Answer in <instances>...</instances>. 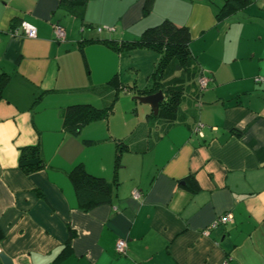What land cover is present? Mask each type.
Segmentation results:
<instances>
[{
    "label": "crops",
    "instance_id": "1",
    "mask_svg": "<svg viewBox=\"0 0 264 264\" xmlns=\"http://www.w3.org/2000/svg\"><path fill=\"white\" fill-rule=\"evenodd\" d=\"M225 1L87 0L72 9L80 19L60 0H0V74L10 76L0 99V252L13 264H264V0L217 17ZM21 21L36 38L10 33ZM163 21L188 30L190 56L210 78L203 91L197 76L184 86L174 123L153 121L142 96L115 98L116 84L132 81L127 69L155 66L157 53L107 44ZM111 104L78 134L63 130L67 107ZM120 144L128 150L116 165ZM27 147L44 163L29 175L18 167ZM77 165L109 184L110 204L80 208L69 178Z\"/></svg>",
    "mask_w": 264,
    "mask_h": 264
},
{
    "label": "trees",
    "instance_id": "2",
    "mask_svg": "<svg viewBox=\"0 0 264 264\" xmlns=\"http://www.w3.org/2000/svg\"><path fill=\"white\" fill-rule=\"evenodd\" d=\"M86 1L60 0V4L68 13L75 14L81 19L83 14L82 10L77 8L74 12L72 9L78 7V4H84ZM247 2L248 0H226L222 7L218 9L217 17H222L225 13L229 15L231 12L244 6ZM189 43L190 36L188 30L185 27H176L169 21H163L159 25L145 30L137 41L125 42L119 47L116 43L107 42L116 51L147 48L155 51L159 55L152 74L154 78L152 85L139 90L135 85L132 87L123 85L118 89V84H116L115 98H117L120 92L125 91L132 92L138 96H147L162 91L164 99L159 104L157 115L150 114V117L166 119V121L174 123L177 120L176 114L181 103L189 96V94L185 93L184 86L187 87L189 86L188 84H192L193 76L199 78L201 75L200 69L195 66L193 58L190 56L188 50ZM177 71L179 72L178 75L181 76L172 78L173 82L170 83L169 81L171 79L166 75L170 73L169 75L172 77ZM9 80V75L5 73L0 74V99L2 91ZM169 85H173L174 88H170ZM198 97L199 95H197L196 99L194 98V101L198 102ZM112 112L113 104L104 109H97L90 105H72L67 107L63 112L62 128L65 132L76 135L85 125L107 118ZM126 150L128 148L123 144L117 146L116 165L118 164L119 157ZM43 166L44 163L38 147L20 149L18 167L24 174L29 175L41 170ZM69 178L79 206L84 211L111 203V188L103 178L88 174L81 165L74 167L70 172Z\"/></svg>",
    "mask_w": 264,
    "mask_h": 264
},
{
    "label": "built area",
    "instance_id": "3",
    "mask_svg": "<svg viewBox=\"0 0 264 264\" xmlns=\"http://www.w3.org/2000/svg\"><path fill=\"white\" fill-rule=\"evenodd\" d=\"M100 31H102V29H97V32H100ZM10 33L12 35H15V36L19 35V36H22L28 39H34L36 38V35H37L36 28L33 25L25 21H21L18 25V28L11 30ZM53 33L57 41L62 42L65 39L64 29L57 24L53 26ZM209 81H210V78L204 75L203 73H201V75L198 78V85L201 91H203L207 87ZM258 81H261V80H258ZM133 197L139 198V193L135 192L133 194ZM230 220H231L230 215L220 217L216 220V222L212 225V227H215L216 225H219V224H226ZM115 251L119 255H124L126 251L125 241L123 240L117 241Z\"/></svg>",
    "mask_w": 264,
    "mask_h": 264
},
{
    "label": "rangeland",
    "instance_id": "4",
    "mask_svg": "<svg viewBox=\"0 0 264 264\" xmlns=\"http://www.w3.org/2000/svg\"><path fill=\"white\" fill-rule=\"evenodd\" d=\"M153 53H155V51L152 50ZM156 54V53H155ZM158 58L156 60V63L159 59V55L157 54ZM143 57H136V60L141 59ZM144 60V59H142ZM127 71H130L132 74V81L130 83V87H132L133 85L138 86L139 90L146 88L148 85H152L154 82V78L152 77V74L154 72V66L151 65V63L147 62L145 63L144 61H142L141 65H140V69L139 70H135V69H127ZM170 73H168L166 76H169V78L171 79V81H169L170 83L173 82L172 78H176L179 77L181 75H178L179 72L177 71L174 75H169ZM124 85H126L124 83ZM170 88H174L173 85H169ZM199 87V86H198ZM200 90V87H199ZM122 96L124 95V93H121ZM132 99V98H131ZM140 107H144V105L140 106ZM153 121H159L158 118H152Z\"/></svg>",
    "mask_w": 264,
    "mask_h": 264
},
{
    "label": "water",
    "instance_id": "5",
    "mask_svg": "<svg viewBox=\"0 0 264 264\" xmlns=\"http://www.w3.org/2000/svg\"><path fill=\"white\" fill-rule=\"evenodd\" d=\"M163 93L162 91H158L155 94L142 96V97H135V100L143 105H148L151 109L153 115H157L159 104L163 101ZM0 263L1 264H13L11 259L6 257L4 253L0 252Z\"/></svg>",
    "mask_w": 264,
    "mask_h": 264
}]
</instances>
